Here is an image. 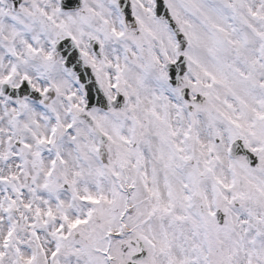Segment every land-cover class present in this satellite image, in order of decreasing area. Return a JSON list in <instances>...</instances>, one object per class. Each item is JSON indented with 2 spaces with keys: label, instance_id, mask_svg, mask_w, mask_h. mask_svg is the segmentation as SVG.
Here are the masks:
<instances>
[{
  "label": "snow or ice",
  "instance_id": "6c2138e0",
  "mask_svg": "<svg viewBox=\"0 0 264 264\" xmlns=\"http://www.w3.org/2000/svg\"><path fill=\"white\" fill-rule=\"evenodd\" d=\"M0 264H264V0H0Z\"/></svg>",
  "mask_w": 264,
  "mask_h": 264
}]
</instances>
